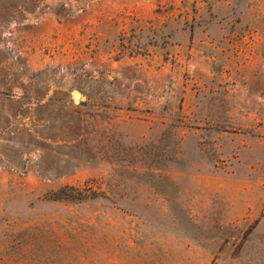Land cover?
I'll return each instance as SVG.
<instances>
[{
	"label": "rangeland",
	"instance_id": "374dc122",
	"mask_svg": "<svg viewBox=\"0 0 264 264\" xmlns=\"http://www.w3.org/2000/svg\"><path fill=\"white\" fill-rule=\"evenodd\" d=\"M42 2L0 17V131L39 98L21 88L62 91L168 175L77 202L46 196L108 195L120 157L56 180L0 168V264H264V0Z\"/></svg>",
	"mask_w": 264,
	"mask_h": 264
},
{
	"label": "trees",
	"instance_id": "16d2710c",
	"mask_svg": "<svg viewBox=\"0 0 264 264\" xmlns=\"http://www.w3.org/2000/svg\"><path fill=\"white\" fill-rule=\"evenodd\" d=\"M74 1L83 4L89 2ZM41 5L46 7L42 0H19L15 6L0 11V17L6 15L8 17L12 10L11 20L16 21L14 17L22 20L24 15L35 12ZM70 13L67 12V15ZM55 14L60 15L58 12ZM21 90L23 95L32 94L39 98L36 102L19 107L18 112L12 117V122L0 131V168L21 173L33 169L42 180H56L72 173L94 155L102 156L106 160L120 157L117 164L120 168L114 171L110 188L108 186V190L110 189L108 195L87 187L64 186L46 197L54 201L77 202L92 201L99 197L108 199L109 196L116 195L114 193L117 190H112L111 186L119 182L118 177L122 175L126 176L122 181L124 186L133 193L140 188L148 187L147 182L167 179V170L152 164L155 158L161 157L156 154V150L138 143H133L131 149L121 144L120 150H112L111 141L115 135L108 136L106 130L95 131L96 126L92 123L93 118L90 114L74 107L73 101L66 93L54 91L48 98L49 102L42 103L40 97L47 96L49 90L45 92L38 88ZM79 106L84 107L85 104L80 103ZM94 141L104 146L98 150L93 145ZM33 155H36L34 159Z\"/></svg>",
	"mask_w": 264,
	"mask_h": 264
},
{
	"label": "water",
	"instance_id": "95a60500",
	"mask_svg": "<svg viewBox=\"0 0 264 264\" xmlns=\"http://www.w3.org/2000/svg\"><path fill=\"white\" fill-rule=\"evenodd\" d=\"M74 98H81L77 93L74 94Z\"/></svg>",
	"mask_w": 264,
	"mask_h": 264
}]
</instances>
